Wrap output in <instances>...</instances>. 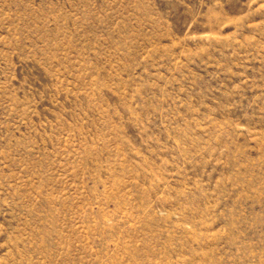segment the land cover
<instances>
[{
	"label": "rangeland",
	"instance_id": "374dc122",
	"mask_svg": "<svg viewBox=\"0 0 264 264\" xmlns=\"http://www.w3.org/2000/svg\"><path fill=\"white\" fill-rule=\"evenodd\" d=\"M0 264H264V0H0Z\"/></svg>",
	"mask_w": 264,
	"mask_h": 264
}]
</instances>
